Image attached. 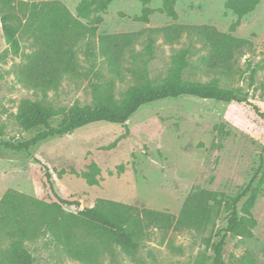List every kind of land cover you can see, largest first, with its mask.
<instances>
[{
	"label": "rangeland",
	"instance_id": "374dc122",
	"mask_svg": "<svg viewBox=\"0 0 264 264\" xmlns=\"http://www.w3.org/2000/svg\"><path fill=\"white\" fill-rule=\"evenodd\" d=\"M31 3H63L77 15L82 0H28ZM228 0H178V19L159 12L162 0L148 6L156 12L149 23L137 21L143 5L138 0H115L102 14L98 26L101 35L129 34L145 29L171 25L215 27L230 33L238 17L226 9ZM84 24L89 21L81 19ZM248 41L245 54L236 61L238 73L223 80L222 87L234 88L244 103H223L195 97L165 99L141 107L126 123L100 122L49 138L30 152H18L6 147L0 151V203L8 193L26 200H41L48 190L54 202L45 169L53 177L56 193L64 200L78 202L80 210L94 207L97 200L106 199L142 209L168 212L179 216L188 197L198 191H213L237 197L251 182H261V194L253 208L257 226L252 238L229 235L223 257L226 264H264V0L256 10L244 17L232 33ZM156 59L150 64V75L156 84L167 77L171 57L189 45L185 36L178 45L169 46L162 37L156 38ZM69 61L76 62L77 72L62 76L56 90L38 91L23 86L16 72L25 70L26 56L36 50L33 38L21 40V56H15L7 44L0 21V144H20L47 130L39 126L24 131L16 121L18 103L29 99L69 109L94 103L93 85L110 80L99 55L98 40L88 35L76 39ZM96 55L92 59L89 48ZM139 51L142 47H137ZM195 44L191 67L184 80L208 82L199 69V51ZM96 63L94 67L92 64ZM131 68V63L127 64ZM125 69V82L115 79L117 99L135 84L133 75ZM255 72V73H253ZM100 76V77H99ZM255 108H258L259 112ZM63 117L50 120V127L60 126ZM38 160L41 162L39 163ZM100 170L99 185L90 186L79 174ZM123 166V171L119 167ZM244 200L239 205L242 207ZM67 211L73 207L64 206ZM230 215L222 212L205 231L195 229L156 232L140 250L129 256L119 248L115 255L106 253L93 264H213L214 245L225 234ZM10 238L0 237V264L9 248ZM34 264H83L70 258L50 235H41L25 244Z\"/></svg>",
	"mask_w": 264,
	"mask_h": 264
},
{
	"label": "trees",
	"instance_id": "16d2710c",
	"mask_svg": "<svg viewBox=\"0 0 264 264\" xmlns=\"http://www.w3.org/2000/svg\"><path fill=\"white\" fill-rule=\"evenodd\" d=\"M115 0H82L74 15L63 3H31L28 0H0V21L7 44L15 56H21V40L33 38L32 55L26 56V69L16 72L19 82L38 91L56 90L62 76L77 72L72 54L76 39L88 35L98 40L99 55L113 78L93 85L94 103L81 106L75 104L69 109L55 108L51 104L29 99L18 103L15 115L19 126L26 132L39 126L47 128L34 138L18 145L0 144L18 151L30 152L41 142L74 131L91 124L106 122L126 123L141 107L165 99L189 96L223 103H244L234 88L222 87V81L233 79L239 69L237 58L245 54L247 40L236 38V31L242 19L253 13L261 0H228L226 9L238 20L231 26L230 33H222L215 27L171 25L159 29H145L136 33L96 36L98 26L103 23L102 14ZM143 5L142 15L136 20L149 23L156 11L148 7L153 0H138ZM158 11L178 19L175 4L178 0H162ZM81 19L89 21L84 24ZM184 36L189 45L178 50L171 57L167 77L156 84L150 75V64L156 59V38L162 37L169 46L178 45ZM201 44L198 69L210 80L189 82L184 74L191 67L190 58L195 44ZM138 46L142 50H138ZM89 48V47H88ZM91 58L96 55L89 48ZM131 63V68L127 64ZM94 67L96 63L92 64ZM130 72L135 84L129 86L120 99L115 95V79L125 82L124 71ZM255 73V72H253ZM100 77V76H99ZM259 112L258 108H255ZM264 119V114H260ZM62 116L59 127H50V120ZM39 163H41L38 160ZM47 182L57 197L54 202L48 190L41 200H26L23 196L8 193L0 203V237L10 238L9 248L3 264H34L25 244L35 242L41 235H50L62 246L65 253L83 264L96 263L106 253L115 255L120 249L134 256L143 243L153 238L156 232L167 236L170 232L186 230L205 231L222 212L230 215L225 234L214 245L213 264H226L223 257L226 239L229 235L252 238L257 220L253 208L261 194V182H251L237 197L224 193L198 190L192 193L179 216L168 212L130 206L111 200L99 199L94 207L80 210L78 202L62 199L55 191L50 169L43 166ZM90 172L79 174L90 186L99 185L97 176L101 170L91 166ZM123 171V166L119 167ZM243 202L239 210L240 203ZM64 206L73 207L67 211Z\"/></svg>",
	"mask_w": 264,
	"mask_h": 264
}]
</instances>
